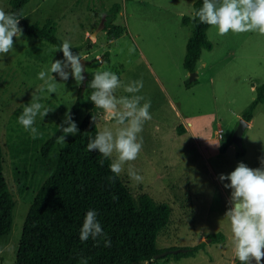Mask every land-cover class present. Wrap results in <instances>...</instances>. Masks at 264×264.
<instances>
[{
  "label": "rangeland",
  "instance_id": "rangeland-1",
  "mask_svg": "<svg viewBox=\"0 0 264 264\" xmlns=\"http://www.w3.org/2000/svg\"><path fill=\"white\" fill-rule=\"evenodd\" d=\"M195 0H29L24 8V18L30 22L45 24L50 18L56 21V33L63 40L78 47L88 59V80L82 90L87 101L92 89L88 83L93 72L110 70L123 83L142 80L138 95L151 101L152 119L143 125L139 134L143 138L152 162L147 158L145 167L168 174L164 183L152 180V170L138 174L142 182L127 175V167L121 176L129 185L137 203L142 193L153 194L157 202H170L173 207L170 219L158 235L159 248L184 247L186 241L201 240L206 233L211 251L178 260L172 256L159 259L160 264H184L186 259L205 261L214 256L220 264H239L232 250L231 224L225 213L229 207L231 189L219 179L220 174L235 170L239 162L255 169L261 167L264 157V101L243 133V146L233 140V134L243 119V113L256 96L257 86L264 83V35L259 32L233 33L224 36L215 28L208 29V37L214 46L204 48L197 63L195 79L184 65L187 42L192 34V24L183 22L184 15L193 16ZM118 3L120 10L115 23L126 28L121 35L110 38L105 29L108 9ZM0 8L8 12L10 0H0ZM105 24L95 36L91 33ZM91 36V37H90ZM59 45L22 33L13 37V50L0 54V141L4 151L5 175L17 200L14 222L9 233L0 236V264H14L17 258L23 225L33 198L46 179L49 166L41 158V136H47L65 112L75 103L83 82L76 85L69 75L67 81L56 77L58 93L37 92L43 84L38 73L50 66L53 60H63ZM130 46L135 52L129 55ZM97 57L100 60H97ZM70 72V69H69ZM193 80V81H192ZM189 81H191L189 83ZM36 95L51 111L35 119L34 127L41 135L34 141L28 131L17 122L23 107ZM116 96L130 95L122 88ZM143 103V102H142ZM79 113L77 126L87 113ZM96 112L100 130L115 129V120L106 119ZM185 115L193 121L191 131L173 129V124ZM222 130L219 137L218 130ZM72 134H66V140ZM218 142V146L216 144ZM60 145V144H59ZM58 145V147H59ZM161 148L159 153L153 150ZM159 154V155H157ZM19 164L21 173H16ZM146 168H143L145 171ZM179 183L177 192L185 214H178V206L166 192L168 184ZM180 213V212H179ZM224 236L209 241L208 234ZM192 245V244H190ZM129 264H150L145 260ZM241 264V263H240Z\"/></svg>",
  "mask_w": 264,
  "mask_h": 264
},
{
  "label": "trees",
  "instance_id": "trees-1",
  "mask_svg": "<svg viewBox=\"0 0 264 264\" xmlns=\"http://www.w3.org/2000/svg\"><path fill=\"white\" fill-rule=\"evenodd\" d=\"M28 2L10 0L8 10L20 16L19 27L22 33L60 45L63 39L56 33L54 19L50 18L42 25L23 17ZM202 4L203 0H195L194 12ZM119 10L118 3L105 9L109 15L105 29L110 38L126 31L122 25L115 23ZM193 16L183 17L185 24L193 25L184 58L185 67L191 72L196 71L203 49H212L214 46L208 37L210 26L200 23L198 18L193 19ZM77 50L78 47L72 45V51ZM263 101L264 83L257 86L256 96L245 109L243 118L251 121L256 108ZM84 108L88 111L77 126L78 133L70 136L64 145L57 144L56 139L62 134L60 125L65 117L57 122L47 136H41V158L49 166L48 174L28 210L14 264H81L82 259H86L87 264H129L138 260L160 264L159 259L169 256L180 258L196 254L207 241L184 246V251L154 259L156 253L168 249L159 248L157 238L170 219L171 205L168 202H157L149 193H142L137 203L121 174L115 178L114 183L108 179L114 175L109 169L110 161L104 159L101 166L99 161L103 158L98 151L87 150L89 138L95 137L100 130L97 120L96 123L92 121L93 114L96 115L99 109H95L94 103L85 99L81 88L71 108L75 122ZM34 141H38V136ZM18 167L19 164L16 167L17 175L21 173ZM4 169V151L0 141V236L11 231L17 204ZM18 178L20 181L19 175ZM90 209L96 210L97 219L111 240V247H105L103 240L97 244L91 237L81 242L80 228ZM223 236L220 232L208 234L209 241Z\"/></svg>",
  "mask_w": 264,
  "mask_h": 264
},
{
  "label": "clouds",
  "instance_id": "clouds-1",
  "mask_svg": "<svg viewBox=\"0 0 264 264\" xmlns=\"http://www.w3.org/2000/svg\"><path fill=\"white\" fill-rule=\"evenodd\" d=\"M19 17L15 13L5 12L0 8V54L13 50V37L19 38L22 29L19 27ZM198 18L202 24L215 28L217 34L224 36L229 31L233 33L259 32L264 35V0H203L202 6L194 12L193 19ZM63 52V60L50 62L38 73V79L43 81L36 91L58 93L56 77L67 81L69 75L75 79L76 85L85 80L84 68L80 53H73L69 40L64 39L56 51ZM129 55L135 52V47L130 46ZM99 61L100 58L97 57ZM70 69V72H69ZM88 88L92 89L88 98L94 103L95 109L102 110L99 115L106 119L115 120L117 127H105L98 130L95 137H90L87 144L88 151H98L103 159H108L109 169L113 176L108 177L111 182L125 171L136 182H142L143 177L132 166L141 151L143 138L139 134L143 131L146 121L152 119L150 114L151 101L137 93L143 88L142 80L123 83L115 72L98 70L93 72V79L89 81ZM122 88L130 95L116 96V90ZM39 98L33 95L30 104L23 107L17 122L35 139L41 133L34 127L35 119L39 115L44 118L51 108L38 102ZM143 102V103H142ZM97 116L93 114L92 121L96 123ZM61 135L56 143L64 145L66 134L75 135L79 129L73 120L71 108L65 112V118L60 125ZM218 146V142H216ZM219 179L230 181L224 187L231 189L229 207L225 213L231 224V246L235 257L241 264H261L264 261V157L261 158V167L251 168L244 162H239L234 171L220 174ZM92 238L99 244L103 240L105 247H111V240L107 238L101 223L97 219L94 209L87 211L79 238L86 242ZM99 238V239H98ZM5 249H0V252ZM81 264H87L86 259Z\"/></svg>",
  "mask_w": 264,
  "mask_h": 264
},
{
  "label": "crops",
  "instance_id": "crops-1",
  "mask_svg": "<svg viewBox=\"0 0 264 264\" xmlns=\"http://www.w3.org/2000/svg\"><path fill=\"white\" fill-rule=\"evenodd\" d=\"M253 120V119H252ZM249 121V124L252 122ZM179 124L181 125L180 126V130L182 131H191V128L193 127V121L192 120H189L187 119V117H185V115H181V117H179V119L173 124V129H177V127L179 126ZM185 131V132H186ZM147 146V144H146ZM146 146H144V143L142 145V148H141V151L140 153L138 154V157L134 160V161H131L129 163L132 164V166L137 170V171H140L141 173H144L146 172L148 169L152 170V180L153 181H156V182H160V183H164V180H167L169 177L168 174H163L161 171L158 175V177L156 176V171H155V168H151V167H145V163H146V160L147 158H149V162H152L150 159L151 157H153V154H149V148H146ZM161 150L160 146L157 150H153V153H159ZM159 155V154H157ZM143 168H146L145 171H143ZM177 187H179V183H176L174 184V186H171V184H168L167 187H165V190H168L166 192L170 193L171 195V198L174 199L173 202L175 203L174 205H177L178 206V209H177V212L178 214H185V208L184 206L182 205L181 203V194L180 192L178 191L177 192ZM151 195V194H150ZM153 197V194L151 195ZM155 199V198H154ZM169 204L171 205V203L169 202ZM172 208V211H173V207L171 206ZM180 212V213H179ZM182 214V215H183ZM206 233H203L201 234V240L200 241H196L198 243L202 242V241H206ZM195 239H192L190 241H186V244L184 246H190V244H192L191 246L193 245H196L198 243H194ZM175 246H178V245H175ZM166 248V247H164ZM211 251V246L209 244H206L205 246L201 247L197 252L196 254L194 255H190V256H195L197 255L199 252V254L203 253L204 251ZM186 257H189V256H183V257H180V258H175V259H178V260H183L185 259ZM241 262H239L240 264ZM184 264H220V261L218 259H214V256H211L209 259L206 258L205 261H197L196 259H186ZM252 264H255V261L253 260L252 261ZM261 264H264V261L261 262Z\"/></svg>",
  "mask_w": 264,
  "mask_h": 264
},
{
  "label": "water",
  "instance_id": "water-1",
  "mask_svg": "<svg viewBox=\"0 0 264 264\" xmlns=\"http://www.w3.org/2000/svg\"><path fill=\"white\" fill-rule=\"evenodd\" d=\"M104 24H105V15L103 16V18L101 20V25L97 28L96 31L91 33V36L92 37L95 36L97 34V32L102 29ZM81 63H82V66L84 68V73L83 74L85 76V80L83 81V86H82V90H83L86 87L87 80H88V73H87V70H86V64L88 63V59L87 58H82ZM195 75H196L195 72L192 73V78H194ZM248 124H249V121L243 118L241 120L240 124L238 125V127L236 128L234 134H233V140L235 142H237L240 146L243 145V133H244V130L247 127ZM184 250H186L185 247L169 248V249H166V250H163L161 252L156 253L154 255V259L158 258V257H161V256H165L168 253H178V252H181V251H184Z\"/></svg>",
  "mask_w": 264,
  "mask_h": 264
},
{
  "label": "built area",
  "instance_id": "built-area-1",
  "mask_svg": "<svg viewBox=\"0 0 264 264\" xmlns=\"http://www.w3.org/2000/svg\"><path fill=\"white\" fill-rule=\"evenodd\" d=\"M218 135H219V137H222L223 136V134H222V130L220 129V130H218Z\"/></svg>",
  "mask_w": 264,
  "mask_h": 264
}]
</instances>
